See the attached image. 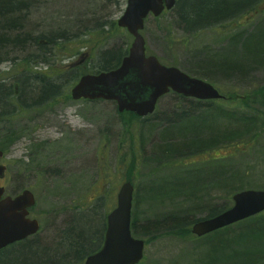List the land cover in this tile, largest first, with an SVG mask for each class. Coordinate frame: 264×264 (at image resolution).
<instances>
[{
	"label": "rangeland",
	"instance_id": "rangeland-1",
	"mask_svg": "<svg viewBox=\"0 0 264 264\" xmlns=\"http://www.w3.org/2000/svg\"><path fill=\"white\" fill-rule=\"evenodd\" d=\"M126 6L127 0H29L16 12L20 24L8 31L14 38L19 32L29 35L24 36V50L12 54L16 57L41 55L40 47L31 40L36 34L61 36L66 50L46 47L49 61L41 62L43 57L38 56L39 69L51 76L62 70L81 74L75 80L62 79L54 100H31L12 106L11 115L0 117V150L6 166L0 186L10 195L30 189L36 199L30 217L40 223L39 231L26 239L38 243L33 246L37 253L25 250L22 256L33 253L35 260H54L56 244L66 227L72 233L86 227L85 245L95 246L88 220L97 229L99 216L106 223L117 206L120 187L130 181L134 186L132 221L142 233L139 238L145 240L140 264H264V215L239 223V230L220 241L223 243L215 242L214 237H174L165 227L171 218L203 217L204 206H232L233 195L239 191L264 189L263 107L255 102L234 106L222 101L215 105L221 108L214 109L170 92L159 99L154 113L139 117L119 112L112 100L71 97L80 77L94 73L93 64L102 50L125 49L128 41L131 46L133 37L117 23ZM263 21L264 14L245 15L234 24L189 36L176 27L174 14H166L147 18L142 35L148 54L176 66L198 62L203 58L198 56L201 51L208 60L229 53L239 31H252ZM168 30L172 32L168 34ZM239 51L243 57L245 53ZM244 57L240 64L248 75L243 78L196 77L226 94H253L264 86V52L255 59ZM12 65L10 59L0 61V76L12 71ZM9 76L8 81L15 83ZM28 90L35 96L34 89ZM12 99L17 100L16 95ZM176 113L183 116L176 117ZM252 114L257 120L249 118ZM236 124H253L251 134L236 141L246 152H233L237 147L228 149L211 137L233 131ZM211 138L215 141L206 145ZM183 143L189 147L174 150ZM249 223L253 225L249 227Z\"/></svg>",
	"mask_w": 264,
	"mask_h": 264
},
{
	"label": "trees",
	"instance_id": "trees-1",
	"mask_svg": "<svg viewBox=\"0 0 264 264\" xmlns=\"http://www.w3.org/2000/svg\"><path fill=\"white\" fill-rule=\"evenodd\" d=\"M28 1L29 0H0V61L6 59L13 61V65L11 67L12 71L8 73L5 72V77L0 76V117L4 115H11L13 111H11L10 108L12 106L16 108L18 105L28 104L31 100H39V103H42L43 101L54 100L60 92L59 87L62 79L68 78L69 80H75L77 76L81 75L79 72L73 73V71L67 72L66 70H62L61 72H58L54 75L57 78H53L54 76L48 75L46 71L39 69L38 63L40 61H37L39 58L38 56H40V58L43 57L41 62L47 63V61H49L47 55L50 53V50L48 51L46 47L53 45L54 47L57 46L59 50L65 49L64 43L62 41L60 42L61 36L51 37V35L47 34H36L31 37V40L36 46L40 47L39 49L41 50V55L28 53L23 57L12 56L14 52L24 50L23 45L26 42L24 36L26 39L29 38V35H24L22 32L17 33L16 37L14 38L11 37L10 33L8 32L11 28L12 30L16 29L14 26L20 24L21 17H17L16 12L21 9L22 5L27 4ZM166 14H174L177 22L176 27L179 28L184 34L194 36L217 26H224L228 23L234 24L237 20L245 15L254 17L257 15H263L264 0H177L176 5L172 10L165 11L162 15L157 17V19ZM113 24H115V22H113ZM171 32V30H168V34ZM232 40L233 48H231L229 53L222 55L220 53L217 58H209L208 60L206 59L207 54L204 57L201 51L198 56L201 55L203 58H201L198 62L191 61L189 63H185L184 65H180L178 63H175L174 65L178 66L190 75L204 77L208 80H213L215 76H223L229 79L236 76L243 78L245 75H248L247 70L241 66L245 58L244 56H250L251 58L255 59L259 53L264 52V21L258 24L252 31L248 32L246 29L239 31ZM127 44L128 47L125 49L114 47L111 49L102 50L97 55V61L93 64V69L91 71L98 73L101 71H109L117 68L121 64L123 58L128 54L129 41ZM10 45H12V47H9ZM239 49L245 53L243 57L239 56ZM64 54L73 55L74 53L64 52ZM239 57L240 59H238ZM251 64L252 63L248 65ZM9 74L13 77L15 83L8 81L10 78ZM18 86L20 88L19 91ZM29 87L34 89L33 91L35 92V96H31V91L29 92L28 90ZM256 90L257 91H255V93L244 96H240L238 94L236 96L234 94H226L222 92V94L225 96L224 99L216 101H196L197 104L203 102L207 105H213L214 109L217 107V109H220L221 107L215 105H222L217 104V102L222 101H229L234 106L235 103L246 105L250 104L251 102H255L264 108V86H260L256 88ZM15 95L17 100L12 99ZM178 96L181 99L189 100V98L182 95ZM203 103L199 105H202ZM197 104L194 103L193 105L196 106ZM242 114L239 116L240 120L242 118ZM235 115H237V112ZM235 115H233L234 119L236 118ZM254 115L252 114L249 116V118L254 119ZM175 116L182 117L183 113H176ZM176 119L173 118L172 120ZM252 125L253 124H236V127L233 131H221L217 133V135L211 137L218 138L217 143H225V145H227L226 148L228 149L237 147L233 152H246V149L240 148L236 141H239L245 136L250 135L253 130L251 128ZM212 138L210 141H205V144H212L215 141ZM184 144L185 143L182 144L181 148L174 150L178 151L185 147H189L188 145L184 146ZM245 144L247 145V143ZM233 152L228 153V155L233 154ZM204 207L206 209V214L203 217H177L169 219L168 222L165 223L168 234L184 239L189 237L197 238V236H195L191 231V226L193 223L200 219L210 218L222 213L230 206L225 204L209 206L207 208L206 206ZM263 215L264 213H260L245 220H253L255 217ZM99 217L100 220L98 229L94 228L95 226L93 223L89 224L92 219L88 220L89 222L86 224L88 228L93 226V228L88 230H90L93 235L91 242H96L95 246L85 245L87 240L86 235L88 234L85 232V230H87L86 227L85 229L78 230L74 233H72L71 230H68V227H66L62 238L56 244L57 251L54 256L57 257L58 260H56L54 257V260L45 259L38 261L37 259H33V253L28 258L22 256L25 250L34 251L35 249L33 246L36 247L35 245L38 244L34 241L23 240L1 251L0 264H84L86 257L99 250L104 240V229L106 231L107 222L103 223L102 216ZM245 220L226 226L222 229H218L203 237H214L213 240L215 242L223 243L220 241H227L229 236L239 230L237 229L239 223ZM160 225L161 222L159 221V225H156L157 231L158 228L160 229ZM243 225H245V222ZM252 225L253 223H249V227ZM131 228L135 237L142 236V233H140L134 221H132ZM67 233L68 235H66ZM145 233L147 232L144 231L143 234ZM17 247H19L17 252L13 251L15 248L17 249ZM34 252L37 253V251Z\"/></svg>",
	"mask_w": 264,
	"mask_h": 264
},
{
	"label": "water",
	"instance_id": "water-1",
	"mask_svg": "<svg viewBox=\"0 0 264 264\" xmlns=\"http://www.w3.org/2000/svg\"><path fill=\"white\" fill-rule=\"evenodd\" d=\"M177 0H127V6L117 23L133 36L128 54L115 69L86 73L71 89V96L79 99H106L116 101L120 112L132 111L144 117L152 114L159 99L174 91L199 100L223 98L212 83L191 76L177 66L163 64L156 55H148L142 35L150 14L155 17L171 10ZM0 177L6 166L1 163ZM0 187V249L24 240L39 231L37 219L28 215L35 203L30 189L19 194L6 195ZM134 186L122 184L116 208L107 217V229L102 247L90 254L84 264H138L145 254V241L134 237L131 230ZM233 205L216 216L196 221L193 234L204 236L264 211V189H246L233 195Z\"/></svg>",
	"mask_w": 264,
	"mask_h": 264
},
{
	"label": "bare ground",
	"instance_id": "bare-ground-1",
	"mask_svg": "<svg viewBox=\"0 0 264 264\" xmlns=\"http://www.w3.org/2000/svg\"><path fill=\"white\" fill-rule=\"evenodd\" d=\"M174 7H175V6H174ZM171 10H172V9H171ZM168 11H170V10H168ZM163 13H164V12H163ZM163 13H162V14H163ZM162 14H161V15H162ZM150 16H154V15H153V14H150L147 18H149ZM159 16H160V15H159ZM159 16H157V17H159ZM154 17H155V16H154ZM10 248H11V247H10ZM144 255H145V254H144ZM143 258H144V257H143ZM140 263H141V262H139L138 264H140Z\"/></svg>",
	"mask_w": 264,
	"mask_h": 264
},
{
	"label": "flooded vegetation",
	"instance_id": "flooded-vegetation-1",
	"mask_svg": "<svg viewBox=\"0 0 264 264\" xmlns=\"http://www.w3.org/2000/svg\"><path fill=\"white\" fill-rule=\"evenodd\" d=\"M13 245H14V243H13V244H11V246H13ZM4 249H5V248L1 249V250H0V253H1V251H2V250H4Z\"/></svg>",
	"mask_w": 264,
	"mask_h": 264
}]
</instances>
